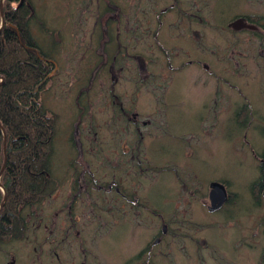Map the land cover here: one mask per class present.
Masks as SVG:
<instances>
[{
  "label": "rangeland",
  "instance_id": "374dc122",
  "mask_svg": "<svg viewBox=\"0 0 264 264\" xmlns=\"http://www.w3.org/2000/svg\"><path fill=\"white\" fill-rule=\"evenodd\" d=\"M188 1L191 3L193 0ZM195 1L200 4L199 9L206 19L211 20L208 26L204 27L203 23L197 29L202 31L203 39L211 43L215 52L219 51V58L216 57L214 61L219 73L215 88L217 102L212 103L213 84H200L198 88L202 89L203 94L198 92L201 97L195 101L197 105L183 102L181 110L174 104L173 108L176 107L179 114L170 119L163 114L172 107L155 102L146 95V91H141L139 100L129 98L136 84L132 72L122 68L123 64L125 67L128 64L129 55H136L137 59L145 58L144 47L147 49L152 41L149 30L156 31L154 21L169 3L158 9H150L148 2L130 0L131 8L125 9V13H130L131 21H150V27L144 33L141 28H133L131 36L129 30L118 29L110 16L104 15V9L98 13V5L93 0H32L33 31L55 67L49 76L52 81L39 95V102L43 103L49 115L57 119L59 140H54L57 143L54 175H63L66 183L40 206L27 211L29 232L22 242H0V264H121L132 251L144 247L153 239L163 225L160 220L172 224L176 230V235L172 234L176 238L172 237L174 240L169 243L173 252L191 244L192 237L198 235L202 264H236V261L259 264L253 258L255 250L237 249L241 230L245 231L248 238L245 242L249 248L256 246L250 240L251 236L264 234V202L258 205L254 195L248 193L249 185L254 183L252 181L260 179L251 149L257 152L264 149L260 145H264V35L241 34L243 40L239 46L236 44V50L241 51L243 56L233 62L235 66L228 62L222 68L220 61L230 58V49L234 48L225 30V23L231 19H224L221 24L212 19V15L214 13L215 18L220 19L221 15H225L224 11L230 10L233 12L225 15L230 18L235 14L244 17L264 15V0ZM99 2L104 4L102 0ZM183 4L186 6L187 0H183ZM138 9L139 12L134 11ZM174 15L170 12L161 16L171 19ZM98 35L101 38L97 43ZM207 35L210 39H207ZM105 36H109L108 43L103 41ZM144 38L146 43L143 42ZM105 43L107 47L103 50L109 49L111 52L107 68L100 65L105 57L103 51L99 50ZM119 49L121 55L126 56L123 59L125 63L120 68L121 72L115 70L112 76L107 72L112 68V55L118 53ZM152 51L151 55L158 58L157 49L152 48ZM121 63L120 60L117 68ZM129 65L130 70L136 66L137 81L144 84L147 80L144 66H140L138 61ZM117 71L120 74L117 75ZM198 77V73L192 74V78ZM114 85L129 93L128 99H121V106L125 105L126 118L138 120L136 126L127 123L121 126L106 108L103 93ZM196 88L195 85L191 87L192 90ZM88 90L93 92L92 102L86 104L89 105L87 112L79 117L78 103ZM201 107L208 114L205 120L199 121L190 113L202 110ZM213 109L221 110L220 116L212 114ZM242 110L248 111L244 129L238 123ZM250 127L255 128L254 133ZM73 135H79L84 146L72 147L73 154L70 152L69 158L64 156L63 151L69 140L74 146L77 145ZM246 138L250 146L246 144ZM101 141L105 144L99 146ZM124 143L132 146V152L109 154V151H120ZM134 148L144 151L142 155L139 154L143 161L142 168L137 165L139 158ZM82 153L85 157L80 159ZM127 160L134 176L142 173L146 182L139 184L136 194L147 198L145 204L150 208L147 219L146 216H133L116 220L117 216L123 214L122 211L113 214L117 205L114 208L112 198L121 196L111 194L108 185L104 188L93 185L81 198L73 199L75 190L82 186L77 180L82 171H93V177L99 183L104 180L103 185H106L111 168ZM74 166L79 168L75 169ZM152 178L155 181H150ZM212 182L225 183L229 192L242 193L241 206L233 208L235 216L231 220L225 210L223 213L208 212L209 186ZM128 191L129 188L127 194ZM183 194H190L189 201L182 199ZM138 204H141V200ZM133 209H137V204ZM151 209H155L157 215H153ZM230 223L236 226L229 229ZM119 253L122 255L121 261L117 258ZM180 257L175 253L172 261L164 262L183 264Z\"/></svg>",
  "mask_w": 264,
  "mask_h": 264
},
{
  "label": "trees",
  "instance_id": "16d2710c",
  "mask_svg": "<svg viewBox=\"0 0 264 264\" xmlns=\"http://www.w3.org/2000/svg\"><path fill=\"white\" fill-rule=\"evenodd\" d=\"M1 2L2 0H0V6ZM2 8L6 24L0 34V77L4 78L3 83L0 81V171L5 163V135L3 134L2 127L7 135V157L9 158L6 165L7 168L1 177V184L4 189L7 190L8 201L2 209L3 211L0 212V242L24 240L29 231L24 212L31 207L39 205L42 201L48 199L51 193L59 189L57 184L53 183L51 179V175L54 174V150H56L57 147V143H55L54 140H59L57 139L56 117L49 115L47 110L39 104L38 94L32 95L35 88L43 82L42 80L47 74L55 70V67L52 62L46 64V61H52V59L50 55L37 44L34 36H32V22L34 18L32 0H4ZM231 18L224 15L221 16L220 19L216 18V20L223 24L224 19L229 20ZM250 19L254 23L264 21V17L259 16L250 17ZM231 21L227 22L230 23ZM228 23H225L226 27H228ZM1 25L2 18L0 8V27ZM15 28L21 31L24 39H26L29 45L38 49L39 54L45 59L44 61L36 54L29 52L25 48H21L16 38ZM226 29L227 28H225V30ZM49 33L51 32L49 31ZM153 33L155 35L157 34L156 31ZM100 38L99 36L97 43ZM103 41L108 43L109 36H105ZM106 43L103 44L102 49L99 50L103 51V57H105V61H102L100 65H103L105 68H107L106 66L111 56L109 49L108 51L107 49L103 50L107 47ZM145 48L146 47H144V54ZM108 53L109 55L107 56ZM126 55L129 54L127 53ZM112 56V68L107 74H112L113 76L114 71H119V68L125 63L123 59H125L126 56L124 54L121 55L120 49L118 53ZM136 57L138 56L129 55L128 64L126 67L123 64L122 67L125 68L126 72L131 71L132 77H135L133 73L136 72L137 68L134 65V69L130 70L129 63H135L137 61L140 66H144V71H146L147 74L162 73L163 65H161V59L151 57L150 62H152V64L151 67H148L146 65V58L137 59ZM120 60L122 63L119 65V68H117V64ZM175 79L177 80V78ZM153 82H156V80ZM135 83L139 90L146 91V95H148L147 88L150 87L148 85L152 84L148 76L144 84H139L137 77ZM121 99L122 98H119L116 94H111L105 101L106 108L110 103L113 104V106H117V104L121 105ZM78 111H80L79 117H82L87 112L84 106H78ZM246 113L247 112L243 111L242 116L238 118V121L243 118L244 121L240 120L243 125L246 121L245 118L248 117ZM113 118L116 120L115 117ZM125 145L127 149H125ZM131 147V145L123 144L121 149L122 151L132 152V150H130ZM133 150L135 151V155L139 158V163L143 164L139 154L141 153L142 155L144 151L138 148H134ZM70 152L73 154L72 147L70 149L66 148L63 154L70 158ZM81 157L84 158L85 154L82 153L80 159ZM138 167L142 168L141 166ZM90 174L91 176L95 175L93 171L90 172ZM107 185L108 184L102 185L101 187ZM103 188L101 189L103 190ZM3 196V190L0 188V204L4 200ZM130 197L131 196H129V198ZM139 201L137 198L136 201L133 199L131 200L135 205L138 204ZM143 204L146 210L145 212H149L150 208L144 202ZM151 212L153 215H157L155 214L157 213L155 209H151Z\"/></svg>",
  "mask_w": 264,
  "mask_h": 264
},
{
  "label": "flooded vegetation",
  "instance_id": "af4514ba",
  "mask_svg": "<svg viewBox=\"0 0 264 264\" xmlns=\"http://www.w3.org/2000/svg\"><path fill=\"white\" fill-rule=\"evenodd\" d=\"M98 5V13H100V10L104 9L105 13L104 15L110 16L111 20H113L117 25L118 28H123L125 30H129L128 34H131L133 28H141L142 32L144 33L145 29H149L150 27V21H131V18L129 16L130 13H125V9L131 8L132 2L130 0H102V3L99 2V0H93ZM101 1V0H100ZM143 2L149 3L150 9H158L163 4L169 3V5L165 6L162 9V13L160 16H157L154 22H156V35L153 33V31L149 30V35L152 38V41L149 46H147V49L145 48V58L147 60L146 65L148 67H151L152 62H150L151 57H153L151 54L153 53L152 48L157 49L158 45V54L161 55V65L162 67V73L161 74H147L148 79L150 78L152 81V84L148 85L150 86L147 88V94L149 97L152 98L155 102L162 103L166 107H172L177 104H183V102H187L191 105H197L195 103L196 100H198L201 96H198L199 94H203L201 92L202 89L198 88L200 87V84H206L211 83L214 86V89L212 90L213 99L212 103L214 104L215 101L217 102V91H215V88L217 87V81L219 77V73H217V66L214 61L216 60L217 55H215V50L211 43L203 39L202 31L198 30L197 27H201L200 24H203L204 27L208 26L210 23L208 21H211L209 19H206V16L202 14V10L199 9L200 4L197 3L195 0H193L191 3L187 0L186 6L183 4V0H138ZM203 2V1H202ZM201 2V3H202ZM142 3V2H141ZM139 12L140 10H134ZM173 12L175 14L172 16L173 18H162V14ZM122 14L124 16H122ZM264 17V15H247V16H240L239 14H235L234 17H232V21L227 24V32L228 37H230V40L232 42V45L234 46L233 49H230L231 57L228 59H225L223 61H220L221 67L224 68L226 64L229 62L232 64L233 62H236L238 58L243 56L242 52H237L236 44L239 46L242 43L241 34L246 33H255L253 36H262L264 35V21L263 22H252L250 17ZM125 17V20H124ZM171 17V16H170ZM170 19V20H169ZM243 19L246 23L249 25L255 26V29L245 28L241 30L232 29L231 25L235 23V21ZM153 22V23H154ZM108 25V23H107ZM146 35V33H145ZM231 35V36H230ZM129 36V35H128ZM157 38V39H156ZM207 39H210V37L207 35ZM203 40V41H202ZM145 41V38L143 42ZM146 43V41H145ZM151 47V52H150ZM201 54V55H200ZM219 57H217L218 59ZM204 59V60H203ZM166 64V66H165ZM236 63H233V66H235ZM165 66V67H164ZM220 67V66H219ZM198 73V78H192V74ZM206 76V77H205ZM202 77H205L204 79ZM136 81V76L134 77ZM177 78V80L175 79ZM190 78V79H189ZM195 79L197 81H195ZM156 80V82H153ZM194 81V82H193ZM160 82V83H158ZM192 85L197 86L195 90H192ZM199 92V94H198ZM133 98L135 100H139V89L134 86L132 89ZM204 96V95H203ZM113 104H108L107 109L111 110L113 113L116 114L115 110L112 108ZM202 111L205 112L204 107H201ZM196 111H192V115L196 114ZM212 114L217 116H220L221 110L219 109H213L211 110ZM243 111L239 112V114H242ZM126 114V113H124ZM179 114V112H178ZM211 114V112L209 113ZM248 115V111L246 113ZM175 115V114H174ZM213 115V116H214ZM117 117V115H116ZM246 127V125H244ZM253 130V133L255 132L254 127H250ZM262 128V127H261ZM250 130V129H249ZM257 130V129H256ZM263 134L264 130L262 128ZM258 134V133H257ZM262 138V137H261ZM259 138V139H261ZM264 139V136H263ZM247 138L245 139V141ZM245 143V142H244ZM246 144L250 146L249 142L246 141ZM264 147L263 144H260ZM252 150V155L255 157V160L257 161V167L260 172V179L258 181H252L254 182L252 185H249L250 189V195H254V198L256 199V202L258 205H262L264 202V149L263 152L255 151L254 148ZM108 190L111 194H117L121 196V198H114L113 205H117V208H115L117 211H122L123 215L117 216V219H129L134 218L133 214L134 212H129V209H133L134 204L131 202L132 197L129 198V194L126 192V188L123 189L125 193L116 186L115 182H109L108 181ZM226 190H227V202L221 207V209L212 212V213H223L224 210L226 211V214L228 218L231 220V218L234 215L233 208L240 207L242 197V193H232L229 192V189H227V184L223 183ZM89 188V187H88ZM87 187H84L83 185L80 187V189H88ZM241 188V187H240ZM210 194V192H209ZM190 195V194H189ZM188 194H183L181 197L182 199H187L189 201ZM209 198V195H208ZM138 201L139 199L142 202L141 204H137V209L139 210V214L141 216H149L148 212H145L144 203H146V198L144 197H137ZM261 203V204H260ZM237 204V205H236ZM240 205V206H239ZM211 206V202H210ZM208 206V212L209 207ZM114 209V210H115ZM113 210V211H114ZM130 216V217H128ZM163 219L162 216L159 215ZM165 217V216H164ZM115 220V221H116ZM114 221V222H115ZM235 221V220H233ZM160 223L163 224L158 231L154 234L155 236L153 239L145 244L144 247L134 250L131 252V254L127 257V260L123 262L121 261L122 255L119 253V256L117 255V258L120 259L121 264H166L165 262L167 260L172 261L174 258V254L178 253L183 262V264L190 263H200L202 264V257L201 255V244L199 240V236L195 235L192 237V240L190 243H188L186 246H182L181 249H175L176 251L173 252V250L170 249L169 243L174 240L173 238H176L175 229L172 227V224H167L165 220H160ZM175 224V222H174ZM196 225H198L196 223ZM236 225H232L230 223L229 229H233ZM195 227V226H194ZM181 229V228H180ZM179 229V230H180ZM178 231V230H177ZM240 239H239V249L243 251L244 249L248 250H255V263L264 264V234L259 235L258 233H255L254 236H251L250 240L255 242L256 246L255 248H249L246 246V240H248L247 236L244 234L245 231L241 230ZM174 234V235H172ZM179 235V234H177ZM262 236V237H261ZM173 237V238H172ZM181 245V244H180ZM157 250V251H155ZM155 252H157L155 254ZM118 253V251H117ZM234 253H238V251H234ZM165 261V262H164ZM186 261V262H185ZM236 264H241L236 261Z\"/></svg>",
  "mask_w": 264,
  "mask_h": 264
},
{
  "label": "bare ground",
  "instance_id": "6f19581e",
  "mask_svg": "<svg viewBox=\"0 0 264 264\" xmlns=\"http://www.w3.org/2000/svg\"><path fill=\"white\" fill-rule=\"evenodd\" d=\"M233 11H224V14L226 15L227 13H232ZM259 15V14H258ZM221 16H223V15H221ZM1 18H2V15H1ZM3 18H4V13H3ZM3 18H2V21H3ZM216 19L215 18V16H214V13H213V15H212V19ZM5 19V18H4ZM5 21H6V19H5ZM248 24V23H247ZM249 25V24H248ZM250 26H253V25H250ZM255 27V26H254ZM245 28H249V27H245ZM244 28V29H245ZM3 30V29H2ZM0 31H1V29H0ZM15 32H16V38L18 39V42H19V45L21 46V48L23 49V48H25V49H27L29 52H31V53H33V54H36L40 59H42L43 61L45 60L40 54H39V51H38V49H36V47H34V46H31V45H29L28 44V42L26 41V39H24V36H23V34L21 33V31L18 29V28H15ZM1 34V33H0ZM32 36H34V38L36 39V42H37V44L38 45H40L41 43L39 42V38L37 37V36H35V33H34V31H32ZM41 46V45H40ZM217 53H219V51H216V53H215V55H217ZM158 59H161V55H159V57H158ZM50 62H52V63H54L53 61H50V60H48V62L46 61V64H49ZM132 68L134 69V67L132 66ZM120 69V68H119ZM120 72H121V70H120ZM120 72H116V74L118 73V74H120ZM123 72H124V69H123ZM51 73V72H50ZM50 73L49 74H47L46 76H45V78L42 80L43 82L42 83H40L36 88H35V91H34V93L35 94H38V97H39V95L41 94V93H43V92H45V89H46V86L52 81L51 80V78H49V76H50ZM117 74V75H118ZM130 74V73H129ZM128 74V75H129ZM133 75L134 76H136L137 74H136V72L135 73H133ZM137 77V76H136ZM4 78H2V77H0V81H2ZM133 80H134V82H135V78L133 77ZM136 84V83H135ZM86 91V90H85ZM141 90H139V92H140ZM131 92H132V90H131ZM82 93V92H81ZM80 93V94H81ZM91 93H93V92H90L89 90H88V92L86 93V95H83L82 94V96H81V98H80V102L78 103V106H84L85 108H87L89 105H84V104H88V102L90 101V102H92V100H91ZM100 93V92H99ZM111 94H116L117 96H119V98H122V99H128V94H127V92L125 91V90H123L121 87H118V85H114V86H112V87H110V90H105L104 91V93H103V99H104V102L107 100V97H110V95ZM80 96V95H79ZM93 96V95H92ZM99 96H100V94H99ZM134 96H133V93H131L130 94V97L129 98H133ZM78 98V97H77ZM134 101V100H133ZM39 102V101H38ZM119 103V102H118ZM39 104L41 105V106H43V103L42 102H39ZM176 107H177V109H181L182 110V107L183 106H180V104H177L176 105ZM176 107H174V108H171V109H169L168 110V112H164V114H163V116L165 115L166 117H168V118H174L175 116H177L178 115V112H177V110H176ZM112 108L115 110V112H116V114L115 113H113V112H111V115H112V117H115L116 118V120H117V123H119L121 126H122V124H124V123H127V124H130V125H134V126H136L137 124H138V120H135V119H130L129 117L128 118H126V114H124L125 113V110H124V108H125V105L124 106H121V105H118L117 104V106H112ZM48 112V111H47ZM175 114V115H174ZM191 115H192V113H190ZM207 114L208 113H206V112H204V111H202V110H199V111H197L196 112V114H194V116H192V117H195V118H197L199 121H201V120H205V117L207 116ZM116 115H117V117H116ZM161 116V115H160ZM56 122H57V119H56ZM238 123L241 125V127H242V129H244V128H246V127H244V125H243V123L239 120L238 121ZM260 123H263V122H260ZM57 124H58V122H57ZM57 127H58V125H57ZM242 129H240V131H244V130H242ZM244 133H245V131H244ZM245 134H247V132L245 133ZM73 139H74V141H75V143H77V145L76 146H74L73 144H72V141L70 142V140H69V144L67 143H65V147L66 148H70V146L71 147H78V148H80V145H82V146H84V143L80 140L81 139V137L79 138V135L76 137V135L74 136L73 135ZM6 142H4V157H5V163H4V165H3V168H2V170L0 171V188L3 190V193H4V196H3V202L0 204V212H2L3 210V208L5 207V205H6V203H7V201H8V199H7V190L6 189H4V187L2 186V184H1V177H2V175L4 174V172H5V170H6V165H7V161H8V158L9 157H7V148H8V146H7V140H5ZM105 141V140H104ZM65 142V141H64ZM103 144H105V142L103 143L102 141L101 142H99V146H101V145H103ZM125 144V143H124ZM126 151H122V149L120 148V151H109V154L110 155H113V154H116V155H120V153L121 154H123V153H125ZM127 153V152H126ZM107 156V155H106ZM139 160V159H138ZM83 161H86V160H83ZM130 162H128V160L127 161H125L124 163H122V164H118V165H114V166H117L116 168H114V167H112L111 168V172H108V174H106V175H108V177H107V184H108V181L109 182H115V184H116V186L117 187H119L121 190H123V189H125L126 188V190H128V188H129V191H128V193L130 194V196L132 197V199L134 200V201H136V198L138 197L137 196V194H136V190L138 189V186H139V184H146V182L145 181H143V174L141 173V174H139L138 176H134V174H133V172H132V170H131V168H130ZM137 165L138 166H141V167H143V165L141 164V163H137ZM73 168H75V169H78L79 167H77V166H74ZM68 172V171H67ZM90 172H92V171H90ZM90 172H88V173H86V170H84V171H82V173L81 174H79V176L77 177L78 179L77 180H79L80 182H79V184L80 185H83L84 187H91V186H93V185H95V186H102L103 185V181L104 180H102V182L101 183H99L98 181H97V179L94 177L93 178V175L91 176V174H90ZM69 173V172H68ZM68 173H65L66 175L68 174ZM87 174H89L90 176L88 177V175ZM52 176V181H53V183H56L57 184V186H58V188L60 189L61 188V185H63L64 183H66V177H64L63 178V175H60V176H55L54 174L53 175H51ZM69 176V175H68ZM103 176V175H102ZM153 180H150V181H155V179L154 178H152ZM94 182V183H93ZM109 185V184H108ZM76 192H75V194L76 195H74V198L73 199H78V198H81L82 197V195L85 193V191H89V190H87V189H80V188H77L76 190H75ZM54 193H51L50 194V196L51 195H53ZM118 195V194H117ZM50 196H48L49 198H50ZM115 198V197H114ZM114 198H112L113 200L112 201H114ZM117 198H119V197H117ZM45 201V200H44ZM44 201H42L40 204H42ZM40 204L39 205H37V206H40ZM37 206H34V207H37ZM31 208H33V207H31ZM114 208H115V206H114ZM30 210V209H29ZM27 211L28 210H26L25 212H24V215H25V218H26V213H27ZM129 212H134V216H136V217H141V215L139 214V210L138 209H129L128 210ZM113 212V214H115L116 212H117V210L115 209L114 211H112ZM211 213V212H210ZM28 223H29V220H27V218L25 219ZM29 232V231H28ZM23 240H20V241H15V242H22Z\"/></svg>",
  "mask_w": 264,
  "mask_h": 264
},
{
  "label": "water",
  "instance_id": "95a60500",
  "mask_svg": "<svg viewBox=\"0 0 264 264\" xmlns=\"http://www.w3.org/2000/svg\"><path fill=\"white\" fill-rule=\"evenodd\" d=\"M3 2L4 0H2L1 6H0L2 18H3V13H4L3 8H2ZM5 24H6V21L3 18L2 25L0 27L1 31L4 28ZM231 27L237 30L244 29L245 27H249L250 29L256 30L254 26L248 25L243 19L235 21V23L232 24ZM1 82L3 83V80ZM2 131H3V134L5 135V140H7V135L5 134V130L3 127H2ZM209 189H210L209 201L211 202V206L209 207V212H215L221 209V207L227 202V190L224 184H222L221 182L220 183L218 182L210 183Z\"/></svg>",
  "mask_w": 264,
  "mask_h": 264
}]
</instances>
